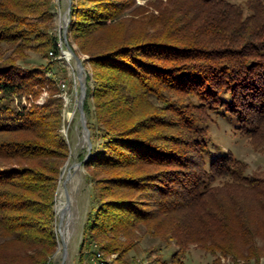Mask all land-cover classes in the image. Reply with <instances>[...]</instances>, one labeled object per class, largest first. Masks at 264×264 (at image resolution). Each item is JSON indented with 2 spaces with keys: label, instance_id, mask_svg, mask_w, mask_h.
Masks as SVG:
<instances>
[{
  "label": "trees",
  "instance_id": "obj_1",
  "mask_svg": "<svg viewBox=\"0 0 264 264\" xmlns=\"http://www.w3.org/2000/svg\"><path fill=\"white\" fill-rule=\"evenodd\" d=\"M144 1L74 0L69 34L94 72L80 264L94 243L117 264H186L192 246L212 264L256 259L264 172L215 145L212 125L232 119L264 149V0ZM51 2L0 0V264H47L58 246L63 102L50 64L24 65L59 54ZM145 236L171 250L139 261Z\"/></svg>",
  "mask_w": 264,
  "mask_h": 264
},
{
  "label": "rangeland",
  "instance_id": "obj_2",
  "mask_svg": "<svg viewBox=\"0 0 264 264\" xmlns=\"http://www.w3.org/2000/svg\"><path fill=\"white\" fill-rule=\"evenodd\" d=\"M144 2V0H139L138 4L142 5ZM75 3L74 0H52L51 2V10L54 14L53 33L57 38L59 54L56 53L55 57H52L50 55L52 51H50V57L44 58L36 52H29L28 60L26 64H24L27 68L39 65L46 66L48 64L52 66L48 75L56 81L55 85L58 89L57 96H59L63 102L62 126L60 130L69 146V156L60 174L53 205L55 212L54 229L57 233L58 246L55 254L47 264H63L64 251L62 238L59 233L60 215L62 211H59L62 205V199L66 202L64 182L71 169L74 175L71 180L67 182V189L71 197V207L73 206V222L68 228L69 238L66 240L68 245V257L65 264H80L81 245L85 239L84 227L93 202L92 179L88 175L84 163L81 167L77 166L78 163L84 162L88 154L86 134L81 124L79 110V101L81 97L79 68L75 58L69 53L67 42L64 38L65 28L67 24H69L67 41L76 54L83 60L85 68L83 79L87 83L88 78H93V67L88 61L89 57L80 52L78 45L69 34L70 23L73 19V6H75ZM155 14H157V12H155ZM67 52L70 54V57L66 56ZM10 54L11 52H9L7 56ZM61 82L66 84V89L64 91H62L60 87ZM92 82V86L94 87L95 83L94 81ZM47 97L48 92L45 90L38 101L42 103ZM215 121L216 123L212 125V138L215 145L222 147L224 151L233 152L237 158L243 160L248 165L249 174L262 175L264 172V149H257L252 146L250 141L237 131L236 122L232 119L219 116L215 118ZM84 155L85 157L83 158L82 156ZM66 216L64 221L69 218L68 214H66ZM62 230L65 231V222L63 223ZM257 244L262 249L260 257L253 260H239L238 262L232 261L231 258H223L222 264H264V242L259 241ZM101 245L102 244H100V246ZM169 250L164 248V244H162L159 239L145 236L140 240L136 253L132 252L131 255L145 263L146 261L150 262L147 257L148 255L151 256L152 259H155L167 253ZM96 252L103 255L107 264H117L116 254H106V252L101 251L100 247L95 243L91 246L89 244L86 245L83 254V264H94L93 258ZM149 252L151 253L149 254ZM213 260L214 256L196 246H192L189 254L184 258L186 264H212Z\"/></svg>",
  "mask_w": 264,
  "mask_h": 264
},
{
  "label": "water",
  "instance_id": "obj_3",
  "mask_svg": "<svg viewBox=\"0 0 264 264\" xmlns=\"http://www.w3.org/2000/svg\"><path fill=\"white\" fill-rule=\"evenodd\" d=\"M68 29H69V24H67V26L65 28L64 38L67 42L66 44H67L69 53L76 60L77 66L79 68V79L81 81V97H80V101H79V110H80L81 124H82V127L85 131V134H86V142H87V146H88V154L84 160V161H87L91 157L92 149H93V143H92V139H91V131L88 127V121H87V117H86V113H85V101L87 98V83L83 79V74H84L85 68H84L83 60L76 54L74 49L69 45V42L67 41ZM83 163L84 162H80L77 164V166L81 167L83 165ZM70 178H71V176H70V172H69L68 177L66 178V180L64 182L65 195H66V206L62 210V213L60 215V224H59V233H60L61 238H62L63 251H64L63 264L66 263V260L68 257V245H67L66 240L64 238L62 229H63V223H64L65 216H66L68 210L71 208V197H70V193L67 189V182L69 181Z\"/></svg>",
  "mask_w": 264,
  "mask_h": 264
},
{
  "label": "bare ground",
  "instance_id": "obj_4",
  "mask_svg": "<svg viewBox=\"0 0 264 264\" xmlns=\"http://www.w3.org/2000/svg\"><path fill=\"white\" fill-rule=\"evenodd\" d=\"M66 56L67 57H70V54L67 52L66 53ZM84 137V136H83ZM71 169V168H70ZM73 170H75V169H73ZM70 172V176H71V178L73 177V172H72V169H71V171H69ZM77 174V173H76ZM71 178L69 179V181L71 180ZM64 193V192H63ZM65 195V194H64ZM61 201V200H60ZM65 206H66V202H64V200L62 199V205H61V207H60V211L59 212H61L64 208H65ZM73 207V206H72ZM72 207L68 210V212H67V214H68V216H69V218L66 220V221H64L65 222V231L63 230V235H64V238H65V240H68V238H69V231H68V228L70 227V224L73 222V213H72ZM67 217V216H66ZM78 217V216H77ZM78 223V222H77ZM75 233V232H74ZM71 234V233H70Z\"/></svg>",
  "mask_w": 264,
  "mask_h": 264
},
{
  "label": "built area",
  "instance_id": "obj_5",
  "mask_svg": "<svg viewBox=\"0 0 264 264\" xmlns=\"http://www.w3.org/2000/svg\"><path fill=\"white\" fill-rule=\"evenodd\" d=\"M55 54H56L55 51H52V52L50 53V55H51L52 57H55ZM60 87L62 88V91H64V90L66 89V84L63 83V82H61V83H60ZM93 261H94V264H107V262H106V260L104 259L103 255H102L101 253H99V252H96V253H95V256H94V258H93Z\"/></svg>",
  "mask_w": 264,
  "mask_h": 264
}]
</instances>
